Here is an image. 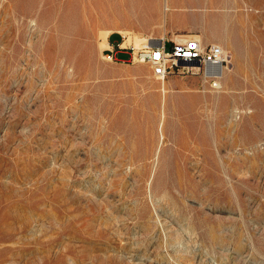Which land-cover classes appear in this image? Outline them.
<instances>
[{
    "label": "rangeland",
    "instance_id": "1",
    "mask_svg": "<svg viewBox=\"0 0 264 264\" xmlns=\"http://www.w3.org/2000/svg\"><path fill=\"white\" fill-rule=\"evenodd\" d=\"M231 1L227 80L181 78L216 99L156 154L161 83L98 71L92 0H0V264H264V0Z\"/></svg>",
    "mask_w": 264,
    "mask_h": 264
},
{
    "label": "crops",
    "instance_id": "2",
    "mask_svg": "<svg viewBox=\"0 0 264 264\" xmlns=\"http://www.w3.org/2000/svg\"><path fill=\"white\" fill-rule=\"evenodd\" d=\"M229 2L234 9L236 1L231 0H92L91 12L86 14L88 21L86 27L89 26L93 30V36L96 35L98 27L110 29L106 37V44L110 46L103 48L101 54L104 57L111 55L109 59L106 57L108 61L119 64L110 67L101 66L102 70L99 68L98 71L108 77L118 75L131 78L133 87L141 89V92L149 89L148 85L152 84L150 90L155 92L157 98V102L154 99L153 103H158V107L160 96L157 87L159 83L164 82L168 89L165 97L167 107L165 116L167 113L172 114L169 109L172 108L174 101L183 95L199 97L205 95L191 91L181 79L182 77L171 76L163 80L155 78L146 64L129 62L128 53L114 49V45L121 40L122 36H133L134 33L143 37L163 38L166 41H180L187 35H195L202 44L220 42L219 39H222L221 42L224 43V11L225 3ZM123 31H129L130 34H123ZM112 35L117 36L118 39L110 41L109 38ZM107 49L109 50L106 51ZM119 54H126L127 58L118 59L116 56ZM146 67L157 82L152 81L145 74ZM140 68L143 75L139 76L137 71Z\"/></svg>",
    "mask_w": 264,
    "mask_h": 264
},
{
    "label": "built area",
    "instance_id": "3",
    "mask_svg": "<svg viewBox=\"0 0 264 264\" xmlns=\"http://www.w3.org/2000/svg\"><path fill=\"white\" fill-rule=\"evenodd\" d=\"M131 37L122 36L114 49L126 51L131 63L146 64L159 80L171 76L201 77L207 79L212 89H218L222 72L230 65L229 54L219 45L202 44L195 35H187L180 41L145 37L138 44ZM106 57L109 59L111 55Z\"/></svg>",
    "mask_w": 264,
    "mask_h": 264
},
{
    "label": "bare ground",
    "instance_id": "4",
    "mask_svg": "<svg viewBox=\"0 0 264 264\" xmlns=\"http://www.w3.org/2000/svg\"><path fill=\"white\" fill-rule=\"evenodd\" d=\"M243 8V7H242ZM230 9H232V5H231V2H229V3H225V10L226 11H228V10H230ZM244 10L245 11H248V10H250V8L248 7V6H244ZM80 28V27H79ZM78 30H83V32H84V34H87V32H86V28H83V29H78ZM109 28H107L106 30H104L103 32H102V34H100L101 35V37L103 38V42H104V45H106L107 46V44H106V37H107V34L109 33ZM123 34H130L129 33V31H123ZM135 37V43L136 44H138V43H140V42H142V41H144L145 40V38L143 37V36H140V35H138V34H136V33H134V36H133V38ZM181 40V39H180ZM229 41V40H228ZM226 42V41H225ZM226 45V44H225ZM228 45H229V43H228ZM223 46V45H222ZM226 47V46H225ZM228 47V46H227ZM222 48V47H221ZM234 55V54H233ZM234 57V56H233ZM228 72H230V70L229 69H227V68H224V70H223V72H222V74H223V81H221V83L222 82H225L227 79V76H228ZM149 87H151L152 88V86H151V84L149 85ZM160 92H161V98H162V105L164 106V107H166V93L168 92V89L165 87V85H164V82H161V84H160ZM214 99H216V97H214V96H203V97H199V96H194V95H189V94H185V95H183L182 96V98H180L178 101H175V103L173 104V106H184V107H186V108H188V110H189V112H190V114H195L194 112V110H195V108H196V106L201 102V100H206V101H213ZM192 114V115H193ZM165 116V114H164V112L161 114V119H160V121H159V123H158V125H157V129H158V132H159V143H158V146H157V149H156V154L159 152V149H160V146L163 144V141H164V133H163V126H164V117Z\"/></svg>",
    "mask_w": 264,
    "mask_h": 264
}]
</instances>
